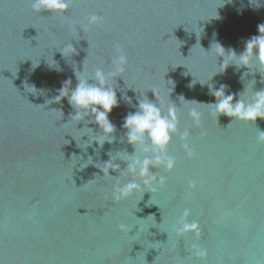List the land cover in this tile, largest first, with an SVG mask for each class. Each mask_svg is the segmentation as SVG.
<instances>
[{"label": "water", "instance_id": "water-1", "mask_svg": "<svg viewBox=\"0 0 264 264\" xmlns=\"http://www.w3.org/2000/svg\"><path fill=\"white\" fill-rule=\"evenodd\" d=\"M228 2L69 0L63 13H38L31 0H0V264H264V120H217L206 104L214 100L208 85L245 89V98L264 88L255 61L220 74L222 58L210 51L219 41L242 52L264 23V0ZM117 49L127 65L113 81L116 131L100 146L91 142L95 124L81 130L67 99L51 101L65 80L76 86L75 71H109ZM151 91L165 113L176 106L166 146L175 165L151 169L162 184L117 201V178L122 185L132 177L101 169L110 157L126 167L133 147L123 117L139 96L154 100ZM185 223L197 230L177 234Z\"/></svg>", "mask_w": 264, "mask_h": 264}, {"label": "clouds", "instance_id": "clouds-1", "mask_svg": "<svg viewBox=\"0 0 264 264\" xmlns=\"http://www.w3.org/2000/svg\"><path fill=\"white\" fill-rule=\"evenodd\" d=\"M68 3L69 0H31V7L34 12L38 13L42 10L51 13H63L67 10ZM227 3H229L228 0H225L224 4ZM99 19L100 17L92 15L89 17L88 23L95 24ZM257 31L259 34L248 38L245 41L243 51L239 54L234 48L225 49L219 41H214L211 44L210 51L214 50L217 58H222V63L219 65L222 70L218 73L223 74L229 66H234L236 70L241 67L249 68L253 61L260 68H264V23L257 26ZM66 48L74 51L71 44L67 45ZM126 65L127 56L117 49V55L112 58L109 71L105 72L100 68H96L91 75L84 68L83 71H75L76 86L71 87V79L65 80L61 88L58 89V95L51 101L59 103L61 100L67 99L69 106L73 109L70 118L76 122V125L80 122L84 124L81 130L92 133V129L88 125L95 124L99 128L100 134L98 138H91V142L96 141L100 146L105 141L111 142L114 139L112 134L116 131V126L110 121L109 114L113 108L119 105V101L113 81L116 84L117 78L121 77ZM55 67L57 71L60 70L58 65ZM245 74H241V80ZM261 79H264V77H261ZM228 87L223 83L218 88L208 85L209 95L214 100L206 104L217 114V120L220 115L233 118L230 123L233 120L250 123H254L257 118L264 120V88L254 91L250 97L245 98L243 95L245 89L242 92H231L226 91ZM33 88L35 87L33 86ZM151 92L154 100H149L145 94L139 96L135 104L136 110L128 112L123 117L121 127L125 130L124 136L127 143L133 147L132 154L126 152L127 156L123 160L126 162V167L121 170L120 166L114 163L113 158L110 157L101 169L105 176H111L109 175L111 169L115 172L119 171L120 175L127 174L132 177L131 180L122 185L117 178V186L112 193L113 198L117 201L128 198L134 192L140 191L142 187L157 183L162 184L164 178H157L151 169L163 167L165 170L170 171L175 165L174 159L166 153V146L170 142L171 135L177 131L176 106L175 104L169 105L165 113L163 111V100L159 98L156 91ZM122 99L127 104L132 105L130 97L124 96ZM189 116L195 124H199V112L192 110L189 112ZM186 135L187 133L181 136V139L183 140ZM89 139L85 143L87 146L91 144L88 143ZM257 142L264 143V131H259ZM146 144L147 146H145ZM137 149H140L143 153L151 150L152 155H137ZM185 149L188 151L187 145H185ZM188 155H191L190 151H188ZM120 229L126 231L127 226L120 225ZM196 230V224L189 225L185 223L177 229V234ZM194 254L202 257L206 255V252L196 249L194 246Z\"/></svg>", "mask_w": 264, "mask_h": 264}]
</instances>
